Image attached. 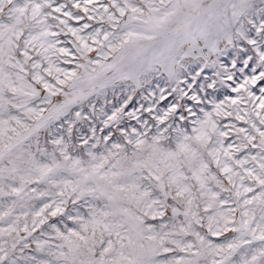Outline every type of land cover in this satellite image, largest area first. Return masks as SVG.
<instances>
[{
  "label": "snow or ice",
  "instance_id": "obj_1",
  "mask_svg": "<svg viewBox=\"0 0 264 264\" xmlns=\"http://www.w3.org/2000/svg\"><path fill=\"white\" fill-rule=\"evenodd\" d=\"M0 264H264V0H0Z\"/></svg>",
  "mask_w": 264,
  "mask_h": 264
}]
</instances>
